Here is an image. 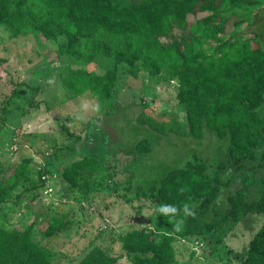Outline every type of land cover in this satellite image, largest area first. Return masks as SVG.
<instances>
[{"label": "rangeland", "instance_id": "rangeland-1", "mask_svg": "<svg viewBox=\"0 0 264 264\" xmlns=\"http://www.w3.org/2000/svg\"><path fill=\"white\" fill-rule=\"evenodd\" d=\"M263 10L264 0L223 9L224 26L215 27L200 49L214 50L217 35L233 37L231 52L257 49L256 38L264 48ZM206 16L188 18L196 22ZM57 46L33 30L0 27V228L27 232L32 245L56 254L57 264H79L94 248L101 252L97 263L111 256L118 257L117 264H131L121 247L128 232L147 230L160 239L168 232L154 200L128 202L119 185L134 178L136 186L145 187L162 171L160 165L181 167L195 157L226 162L225 141L210 131L191 137L178 83L165 74L151 75L142 61L131 68L102 54L78 64L59 57ZM111 69L118 73L116 114L102 109L91 92L77 95L72 88L74 70L102 74ZM90 132L97 134L99 149L108 151L104 163L89 157ZM143 137L153 150L141 158L132 145ZM78 162L88 172L73 186L64 173ZM240 185L237 178L232 188ZM54 217L63 220L56 231L50 227ZM263 221V215L244 216L218 244L210 237L175 236L172 248L179 264H241Z\"/></svg>", "mask_w": 264, "mask_h": 264}, {"label": "trees", "instance_id": "trees-1", "mask_svg": "<svg viewBox=\"0 0 264 264\" xmlns=\"http://www.w3.org/2000/svg\"><path fill=\"white\" fill-rule=\"evenodd\" d=\"M242 1L0 0V27L37 32L47 43H58L59 57L85 65L102 54L131 68L142 61L151 75L165 74L178 83L177 98L187 111L191 137L199 139L210 131L225 141L226 162L195 157L181 167L160 165L162 171L145 187L136 186L134 178L119 185L125 191L120 196L128 202L154 200L168 232L164 239L147 230L128 232L121 247L131 264H179L172 248L175 236L210 237L218 244L225 230L244 216H264V48L256 38L257 49L231 52L233 37L217 35L214 50L200 49L215 27L224 26L220 11ZM200 12L207 16L189 21V15ZM71 77L77 95L91 92L102 109L117 113L116 69L102 74L74 70ZM96 135L90 132L85 143L89 157L104 163L108 151L99 149ZM133 143L141 158L152 153L148 138ZM81 166L73 164L64 173L73 186L78 175L88 172ZM237 178L241 185L232 188ZM50 223L56 231L63 220L54 217ZM100 254L94 248L79 264L119 260L110 256L97 263ZM55 257L53 251L32 245L27 232L0 228V264H57ZM241 261L264 264V221Z\"/></svg>", "mask_w": 264, "mask_h": 264}, {"label": "clouds", "instance_id": "clouds-1", "mask_svg": "<svg viewBox=\"0 0 264 264\" xmlns=\"http://www.w3.org/2000/svg\"><path fill=\"white\" fill-rule=\"evenodd\" d=\"M172 211H175V209L173 208Z\"/></svg>", "mask_w": 264, "mask_h": 264}]
</instances>
